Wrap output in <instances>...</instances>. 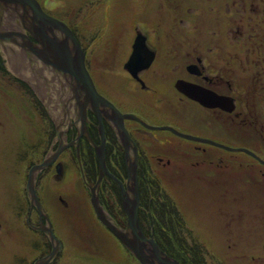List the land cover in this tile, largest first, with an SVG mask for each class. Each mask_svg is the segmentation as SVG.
<instances>
[{"label":"flooded vegetation","instance_id":"obj_1","mask_svg":"<svg viewBox=\"0 0 264 264\" xmlns=\"http://www.w3.org/2000/svg\"><path fill=\"white\" fill-rule=\"evenodd\" d=\"M89 1L92 24L79 31L51 16L72 32L98 94L84 113L68 86L61 92L56 84L41 88L32 76L21 78L30 94L35 86L44 92L28 106L0 83L9 105L0 106L1 140L13 134L18 140L14 157L0 159V264H157L149 239L190 264L157 236V176L191 172L215 189L211 180L219 185L231 176L227 162L241 168L250 159L264 167L221 147L243 148L264 161V0H121L123 21L109 14L113 0ZM42 9L48 14L46 4ZM98 12L114 24L99 27ZM182 103L185 115L178 116ZM163 111L172 119L166 126L202 140L157 130L165 126L157 124ZM172 139L186 143L188 158L164 152ZM135 158L141 234H128L134 244L127 245L114 230H127L134 199L127 160Z\"/></svg>","mask_w":264,"mask_h":264},{"label":"rangeland","instance_id":"obj_2","mask_svg":"<svg viewBox=\"0 0 264 264\" xmlns=\"http://www.w3.org/2000/svg\"><path fill=\"white\" fill-rule=\"evenodd\" d=\"M38 1L41 9L42 4H46L50 16L63 20L76 31L79 27L92 24L93 3L89 0ZM110 3L115 4L109 7L110 11L113 10L110 16L118 13V18L123 21L126 13L122 15L123 2L113 0ZM96 21L99 27L114 24L113 18L99 12ZM98 29L102 31V28ZM83 37L86 38V35ZM88 39L87 35L84 41L89 42ZM8 56L6 50L0 47V83L16 92L25 105L33 106L41 102L36 92L32 95L22 87L25 85L21 79L23 67L8 61ZM87 60V68L90 69V56ZM0 106L9 105L0 97ZM167 106L170 105L167 103ZM165 112L157 124L171 125L172 119L164 115ZM177 113L178 116L185 115V103L178 105ZM16 121L17 115L12 111L7 122ZM3 137L0 136V159H12L17 153L18 140L14 134L10 141L1 140ZM170 143L171 146L164 151L170 158H188L186 143L178 139H172ZM238 157L245 158L243 155ZM184 162L187 164V160ZM242 165L238 168L234 163L227 162L226 173H231V176L222 178L219 185L217 179L211 180L215 189L207 187L210 185H206L208 182L202 174L199 175L205 182L201 184H198L196 174L191 172L186 175L181 171L175 173L176 176H164L163 179L157 176V220L161 224L157 236L162 245L173 254L187 258L190 264H264V221L261 220L264 218V205H261L264 204V170L261 172V167L250 159L242 161ZM254 194L262 202H257Z\"/></svg>","mask_w":264,"mask_h":264},{"label":"water","instance_id":"obj_3","mask_svg":"<svg viewBox=\"0 0 264 264\" xmlns=\"http://www.w3.org/2000/svg\"><path fill=\"white\" fill-rule=\"evenodd\" d=\"M27 33L36 42L31 41ZM0 46L9 55L8 61L14 63L15 66L21 65L23 67L24 73L21 78L24 80L32 76L41 88L42 82L47 85L48 89L56 84L61 92L68 86L79 105L83 102L86 106L88 99L98 95L85 67L84 53L72 32L63 22L46 14L37 0H0ZM40 87L35 86V91L37 90V94L42 98L44 92ZM178 88L180 92L187 95L184 86ZM118 127L124 130L123 125ZM157 130H168L185 139L202 140L180 133L169 126L157 127ZM122 133L121 136L124 141L130 142L127 132ZM123 146L127 149L129 145L124 143ZM221 147L231 152L247 153L264 165L263 160L246 149ZM98 160L101 172L107 171L103 149L98 152ZM127 169H129L131 193L134 196L126 209L129 213V223L124 233L114 231L119 233L127 245H131L134 242L127 235L130 234L136 238L141 234L137 221L136 158L133 162L127 160ZM108 226L114 229L111 225L108 224ZM141 239L144 238L141 236ZM137 240L139 239L137 238ZM145 241L149 242L153 255L157 259V264H179L175 259L167 256L153 239Z\"/></svg>","mask_w":264,"mask_h":264},{"label":"trees","instance_id":"obj_4","mask_svg":"<svg viewBox=\"0 0 264 264\" xmlns=\"http://www.w3.org/2000/svg\"><path fill=\"white\" fill-rule=\"evenodd\" d=\"M261 169L264 170V167H261ZM253 197L256 198V200L259 199L258 197L255 196V194H254ZM257 202H262V201H259V200H258ZM263 203H264V202H263ZM253 204H258V205H260L259 203H253ZM261 205H264V204H261ZM261 211H263V210H261ZM261 220L264 221V218H262ZM168 221H169V220H167L166 222H168ZM160 226H161V224H160V223L158 222V220H157V233L160 232V229H161Z\"/></svg>","mask_w":264,"mask_h":264},{"label":"bare ground","instance_id":"obj_5","mask_svg":"<svg viewBox=\"0 0 264 264\" xmlns=\"http://www.w3.org/2000/svg\"><path fill=\"white\" fill-rule=\"evenodd\" d=\"M79 109H81L82 112L85 111L86 106L84 105L83 102L79 105ZM83 113H84V112H83Z\"/></svg>","mask_w":264,"mask_h":264}]
</instances>
